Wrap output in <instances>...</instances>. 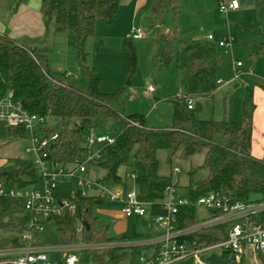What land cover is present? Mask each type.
Listing matches in <instances>:
<instances>
[{
	"label": "trees",
	"instance_id": "1",
	"mask_svg": "<svg viewBox=\"0 0 264 264\" xmlns=\"http://www.w3.org/2000/svg\"><path fill=\"white\" fill-rule=\"evenodd\" d=\"M122 0H40V14L47 33H67L74 39L80 77L86 83L83 94L70 84L69 78H53L48 73V59L36 51H28L15 44L6 34H0V99L9 95L14 104L30 115L49 118L53 128L43 131L44 137L56 132L58 139L48 148L45 161L51 170L73 167L80 154L87 152L86 137L97 129L96 122L111 120L116 132L113 143L100 147L98 158L89 164V172L102 171L97 183L108 186L125 182L118 176L120 167L127 166L129 156L134 159L133 173L137 199L146 204L149 223L133 225L132 240H142L158 235L153 218L164 213L162 201L169 189H173L169 177L158 174L156 152L163 150L166 161L176 156L181 161L202 155L201 169L206 175L202 180L190 182L185 191L177 195L188 204L178 209L176 228L196 223L193 203L207 193H214L226 203H250L264 201V157L251 156V111L243 122L225 120H201L194 112L200 102L213 96L217 74L223 65V56L209 41H184L179 39L176 25L181 6L176 0H152L153 22L161 25L162 15L170 11L173 30L157 33L154 39L156 53L153 66L166 69L171 62L173 44L177 45L175 68L178 72L180 97L173 103L172 124L163 128H149L144 117L132 114L124 116L113 108L119 93L99 92L100 79L94 69L85 65L84 44L94 35L96 23L109 26ZM259 11L262 0H252ZM155 25V26H156ZM132 37L123 41L124 72L131 77L137 67ZM250 58L264 54V46L253 42L248 45ZM191 109H188V102ZM194 104V106H192ZM134 124V125H133ZM27 131L22 127H8L10 139H22ZM0 182L7 188H38L41 179L34 163L9 159L0 167ZM260 197V198H258ZM72 210L64 209L52 220L59 236V245L82 242L112 241L107 228L96 229L93 210L105 205L95 195L81 197L74 193L68 200ZM30 216L24 211V199L0 197V233H21ZM261 220L263 216L259 217ZM83 222L89 230L86 231ZM79 230L78 232L76 230ZM226 238L224 227L200 229L187 240L197 247H208ZM15 244L8 239L0 245ZM139 254L140 250H132ZM88 258L94 264H119L123 250L90 251ZM264 263V259L260 257ZM237 264H245L241 260Z\"/></svg>",
	"mask_w": 264,
	"mask_h": 264
},
{
	"label": "rangeland",
	"instance_id": "2",
	"mask_svg": "<svg viewBox=\"0 0 264 264\" xmlns=\"http://www.w3.org/2000/svg\"><path fill=\"white\" fill-rule=\"evenodd\" d=\"M245 1L247 2V0ZM246 6L249 5L247 3L242 5L243 13L240 16H229L227 19H225L224 15L220 16L215 12L219 22L206 18L202 19L200 14H185L182 18L178 17L176 28L179 32L178 37L181 40L192 41L195 38L200 39L207 34H210L215 39L220 38L222 40L223 36L227 34L226 25L229 27L228 31L230 33H228L232 38L231 49L217 48L218 53L223 56V65L217 77L221 85L216 86L211 98L200 102V108L194 112L197 119L225 120L227 122L240 123L243 122L250 110L249 95L244 92V89L245 86L251 84V81L244 73L250 70L254 71L251 67L253 61L250 58L248 45L256 41L250 24L254 20V12L252 8L248 9ZM173 28L171 14L168 10L162 15L161 25L153 27V22L151 24H148L147 21L144 23L142 26L143 30H141L143 38L132 40L136 52L137 67L135 73L129 78L125 76L124 72L122 44L131 35L125 29H116L113 32L111 27L99 24L98 28H94V35L89 37L84 44L85 65L90 69H94L100 79L99 92L103 94L118 92V102L114 103L113 108L124 116L132 114L143 116L145 125L149 128H163L172 124V101L180 96L179 77L175 68L177 45L173 44L172 46L171 62L166 69L157 70L153 66V58L156 53L154 45L156 34L165 30H173ZM232 29L240 33H246V35L248 33L251 34L250 43H242L240 38H244L241 36L239 38L232 32ZM127 33L128 35H125ZM51 35L54 34L49 35L50 38L46 40V45L42 46V51H40V54L45 55L48 59L49 75L53 78L70 77V84L84 94L86 92V83L80 77L78 70L73 37L66 33L57 34V38ZM256 61H258V71L264 77V54L254 60V62ZM237 62L242 67L235 69L234 66ZM235 70L236 74L234 73ZM149 84L155 88L154 94H147L146 88ZM7 101V95L0 99L2 104L7 103ZM96 124L97 129L91 133L93 138L97 136H114L116 129L111 120H102L101 122H96ZM52 128L53 122L49 118L34 125V131L38 138H43V131ZM7 129L8 125L6 122L0 119V160L19 159L25 163H35L37 155L32 151L30 133L27 132L22 139L13 140L8 138ZM100 147L101 145L92 144L88 148V155L93 156L99 151ZM156 159L158 161V174L170 178L175 195L182 194L190 182L202 180L206 175L205 171L200 168L202 163V155L200 154L189 157L187 161H181L175 156L171 163H168L166 161V153L163 150H159L156 152ZM133 166L134 159L131 154L127 166L120 167L117 174L125 182L126 190L136 192L135 183L130 178L131 175H134ZM173 168H177L179 173H173ZM102 176V171L95 173L91 171L88 173L87 178L91 181H97ZM77 182V179H73L70 182L67 180L56 185L54 193L57 199L66 201L74 193L80 192L81 189L78 187ZM121 188L122 186L119 184H110L104 189L106 192H114ZM98 192L99 189L94 187L88 190L87 194L96 195ZM163 200L166 199L164 198ZM119 209L120 206L118 204L108 203L96 207L93 210V215L97 222L96 229L106 227L109 238L131 241L133 225L141 222L149 223L151 218L146 209V214L143 218L122 219L118 217ZM206 215L207 213L203 208L198 206L194 208V219L196 221ZM11 238L12 235L10 234L0 233V242ZM34 242L40 246L59 245V236L52 221L42 224V231L38 233ZM123 252L124 258L119 264H139L137 253L132 252L130 249L123 250ZM152 254L153 249L139 252L140 257L145 256L146 258H150ZM210 255H214L216 261L211 263L204 262ZM49 258L55 260V256L52 254H49ZM77 258L79 260L78 264H94L88 258L87 252H81L77 255ZM199 258L204 264H234L232 261H228L220 250L201 254ZM173 264H195V259L187 257ZM245 264L264 263L254 256H248L245 259Z\"/></svg>",
	"mask_w": 264,
	"mask_h": 264
},
{
	"label": "built area",
	"instance_id": "3",
	"mask_svg": "<svg viewBox=\"0 0 264 264\" xmlns=\"http://www.w3.org/2000/svg\"><path fill=\"white\" fill-rule=\"evenodd\" d=\"M239 9L238 0H217V12L220 15L226 16L228 13ZM131 37L133 40L140 39L142 33L139 29L133 30ZM207 41L212 42V36H208ZM231 44L232 38L228 35L218 42L217 46L229 49ZM240 66V63H236V67ZM218 83L216 82V84ZM147 91L152 93L154 89L149 85ZM7 96V103H0V119L4 120L8 127L22 126L30 133L32 151L37 155L34 164L37 167V175L41 179V184L38 188L30 187L20 190L7 188L0 182V197L24 199V211L30 216L22 232L12 236L14 240H17V243L0 245V264H78L77 255L81 252L114 249H135L140 250V252L153 249L150 258L140 257L138 254L139 264H173L187 257H193L195 264H204L199 255L215 250H220L221 254L234 264L245 259L248 254L264 259V201L229 204L219 198L218 195L207 193L193 203L194 207L203 208L207 215L196 221L194 225L179 229L176 228V215L178 209L187 205L188 201L175 195L173 189L167 191L164 197L166 200L162 201L164 213L152 220L155 230L158 231L157 236L131 241L112 240L91 243L79 241L70 245H36L34 241L38 233L42 231L44 222L52 221L64 209L72 210L68 201L57 199L54 193L56 185L67 180L70 182L77 179V185L81 189L79 192L81 197H85L88 190L94 187L98 188L99 192L95 196L105 203L118 204L120 214L124 219L143 218L146 214L147 205L137 199L135 192L123 188L114 192H106L105 186L87 178L88 164L99 156L98 152L89 156L88 148L92 144L110 145L114 141L113 137L97 136L93 138L92 135L87 136V152L80 154L74 166L53 171L45 159L48 148L58 139L57 133L54 132L47 137L38 138L34 131V125L43 122L44 119L26 113L18 104H14L10 100L9 95ZM188 109H191L190 101L188 102ZM173 173H179V170L173 168ZM130 178L134 181L135 175H131ZM260 216H263L262 220L259 218ZM209 227H224L226 238L208 247H197L194 241L187 240L190 235L200 229ZM49 254L54 255L55 260H51Z\"/></svg>",
	"mask_w": 264,
	"mask_h": 264
},
{
	"label": "crops",
	"instance_id": "4",
	"mask_svg": "<svg viewBox=\"0 0 264 264\" xmlns=\"http://www.w3.org/2000/svg\"><path fill=\"white\" fill-rule=\"evenodd\" d=\"M176 1H178L181 6L179 14L180 18H182L185 14H200L202 19L206 18L208 20H216L219 22L217 16L215 15V12L218 14L217 0ZM238 1L240 3V9L238 11L228 13L226 16H224L225 19H227L229 16H240V14L243 13L242 5L247 3L249 6H246V8H252L254 12V20L250 23L254 31L253 34H255L254 39L256 42L261 43L264 46V0H262L263 6L259 11L254 9L252 0H247V2L245 0ZM151 2L152 0H122L113 16L112 24L109 25V27L112 28L113 32L116 29H125L128 33H130L131 36L133 30H143L142 26L144 23H146V21L148 24L153 22ZM99 24L100 23H96L95 28H98ZM153 27H155L154 22ZM228 30L229 27L226 25L227 34L223 36V39L229 35L230 32ZM164 32L167 31L165 30ZM232 32L235 33L239 38L240 36L243 37L244 39H240L244 44L251 41V34L249 33L248 36V34L246 35V33H240L234 29H232ZM128 33L125 35H128ZM0 34H6L15 44L20 47L28 51H36L38 54H40V51H42V46L46 45V40L50 38V34H54L51 36L57 38V34L63 33L46 32L40 14V0H0ZM208 36L211 35L207 34L200 39L195 38V40L192 41H207ZM141 38H143V33ZM220 41V38L215 39L212 37V42L210 43L219 48L217 43ZM229 49H231V47ZM251 61H253L251 63V67L254 69V71H244L246 77L251 81V84L249 86H245L244 89V92L249 95L250 101L249 111H251V156L255 159H262L264 157V77L262 73L258 71V61L254 62L252 59ZM241 67L242 65L240 67H236V64L234 66L235 69ZM234 73H237L236 70ZM217 82H219L218 79ZM149 85H147V87ZM218 85H221V83L219 82L216 84V86ZM153 89L154 91L152 93H148L146 88L147 94H154L155 88L153 87ZM6 161L7 159L0 160V167L3 166ZM118 217L124 219L120 214V209L118 212ZM248 256L252 255L248 254L245 259H247ZM257 258L260 260L259 257Z\"/></svg>",
	"mask_w": 264,
	"mask_h": 264
},
{
	"label": "water",
	"instance_id": "5",
	"mask_svg": "<svg viewBox=\"0 0 264 264\" xmlns=\"http://www.w3.org/2000/svg\"><path fill=\"white\" fill-rule=\"evenodd\" d=\"M83 226H84V228H85V230L86 231H88L89 230V227H88V225L85 223V222H83ZM215 256L214 255H211V256H209V257H207L206 259H205V262L206 263H211V262H215Z\"/></svg>",
	"mask_w": 264,
	"mask_h": 264
}]
</instances>
